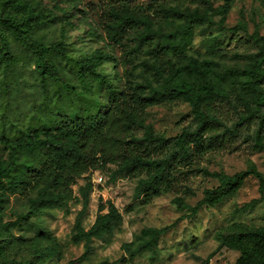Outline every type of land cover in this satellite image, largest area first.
I'll return each instance as SVG.
<instances>
[{"label":"trees","instance_id":"trees-1","mask_svg":"<svg viewBox=\"0 0 264 264\" xmlns=\"http://www.w3.org/2000/svg\"><path fill=\"white\" fill-rule=\"evenodd\" d=\"M159 8L161 16L156 20L131 10L128 5L110 10L113 19L105 23L107 38L116 44L131 39L134 45L129 52L147 55L128 71L123 87L116 86L96 69L103 55L95 53L73 59L62 41L45 43L30 39L33 25L46 24L42 13L31 11L22 17L0 13V21L11 31L13 40L34 54V68L43 81L53 80L69 90L66 95L74 113L72 118L67 117L64 114L67 106L56 102L51 125L29 128L13 140H6L8 158L0 159V204L10 194L35 191L34 195L28 193L27 211L11 223L13 226L21 227L32 217L62 206L72 196V186L79 178L108 163L116 165L113 178L117 175L138 178L136 198L145 196L149 200L162 188H181L182 195H176L172 202L178 210L190 211V218L203 206L210 208L221 203L249 176L258 179L264 195V174L257 169L228 175L211 171L208 164L200 163L216 150L229 148L235 152L243 147L252 152L264 151V36L258 32L236 35L237 41L247 46L246 50L233 51L234 56L247 60L243 68L212 62L214 67L209 69L189 53V47L196 29L210 20L213 0H180ZM0 55L6 66L14 64L16 57L3 31H0ZM62 59L66 60L65 65L61 64ZM67 65L86 90L93 80L105 86L107 103L95 100L84 106L79 101V107H74L73 99L79 91L61 72ZM185 74L201 78V84L188 81ZM52 95L46 85L45 106ZM61 97L57 95L56 100ZM178 99L187 102L192 113L180 125L179 134L166 136L146 122L148 107ZM195 172L216 178L219 184L205 190L196 205H190L185 196L195 191L183 180ZM92 190L91 179L79 187L82 208L75 218L72 241H83L81 257L92 254L95 238L111 236L123 222L116 204L101 200L94 222L89 228L84 226ZM171 226L144 227L121 248L129 258L148 251L149 258L155 260L160 255L161 237ZM222 244L240 250L234 264H264V227L234 231L229 238L222 239ZM118 263L117 260L109 264Z\"/></svg>","mask_w":264,"mask_h":264},{"label":"rangeland","instance_id":"rangeland-1","mask_svg":"<svg viewBox=\"0 0 264 264\" xmlns=\"http://www.w3.org/2000/svg\"><path fill=\"white\" fill-rule=\"evenodd\" d=\"M180 0H0V13L22 17L33 11L42 13L46 24L29 30V38L45 43L62 41L73 59L91 56L95 53L110 56L96 63V69L109 77L118 87H123L128 71L134 64L146 57L144 53H130L131 39L116 44L107 38L105 23L111 17V8L128 5L131 10L150 15L154 20L161 16L159 6L174 5ZM210 20L195 31L189 53L198 57L209 69L212 62L224 67L241 69L247 62L233 55L237 48L247 46L238 42L236 35L246 36L258 32L264 36V0H213L209 11ZM236 27V31L225 30ZM0 31L11 43L15 61L6 66L0 55V159L8 158L6 140H13L29 128H43L52 124L56 112V102L67 107L64 114L73 117L68 89L53 80L43 81L34 68V54L13 40L3 22ZM130 36V34L128 35ZM135 54V55H133ZM134 56H137L134 60ZM132 59V60H131ZM62 59L61 64L65 65ZM141 68V67H140ZM139 69L136 71L138 72ZM216 68H213L215 70ZM61 72L78 89L74 96V107L107 103L105 86L93 80L86 90L81 80L70 68L63 66ZM211 73L214 72L211 70ZM188 81L200 85L201 78L184 75ZM46 85L52 92L51 102L45 106ZM82 93V97L80 94ZM57 95H61L59 101ZM190 105L181 100L159 103L147 108V123L166 136L177 135L180 125L191 117ZM208 156L211 160L207 159ZM201 164L209 165L211 171L228 175L255 168L264 174V151L252 152L245 148L230 152L216 150L201 159ZM115 164L100 165L97 169L79 178L73 184V194L65 204L50 208L46 213L34 216L23 226H13L21 213L27 211V196L35 191H19L3 197L0 204V264H234L240 250L229 244H222L223 238L237 230L264 227V195L255 176L246 178L242 186L228 195L214 207L203 206L195 217H188L190 211L177 209L172 202L176 195H182L180 188H162L158 195L149 200L145 196L136 198L137 177L117 175ZM103 176L101 183L94 182ZM88 179L93 183L90 203L84 216V226L89 228L94 222L99 202L112 201L123 214L122 224L111 236L95 238L93 252L81 257L84 243L72 241L74 223L82 208L79 187ZM195 193L186 195L190 205H196L205 195V190L216 187V178L198 173L187 176ZM1 192V189H0ZM171 226L160 240V255L151 260L149 252L129 258L122 250L124 242L132 241L144 227Z\"/></svg>","mask_w":264,"mask_h":264},{"label":"built area","instance_id":"built-area-1","mask_svg":"<svg viewBox=\"0 0 264 264\" xmlns=\"http://www.w3.org/2000/svg\"><path fill=\"white\" fill-rule=\"evenodd\" d=\"M94 182H98V183H101L103 181V176L101 175H97L94 179H93Z\"/></svg>","mask_w":264,"mask_h":264}]
</instances>
